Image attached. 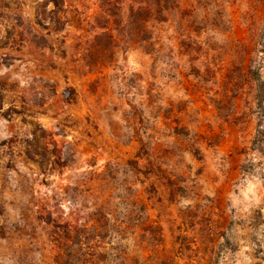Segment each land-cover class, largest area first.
Wrapping results in <instances>:
<instances>
[{
    "label": "rangeland",
    "instance_id": "obj_1",
    "mask_svg": "<svg viewBox=\"0 0 264 264\" xmlns=\"http://www.w3.org/2000/svg\"><path fill=\"white\" fill-rule=\"evenodd\" d=\"M264 0H0V264H264Z\"/></svg>",
    "mask_w": 264,
    "mask_h": 264
},
{
    "label": "trees",
    "instance_id": "obj_2",
    "mask_svg": "<svg viewBox=\"0 0 264 264\" xmlns=\"http://www.w3.org/2000/svg\"><path fill=\"white\" fill-rule=\"evenodd\" d=\"M55 6L58 5L59 0H49ZM250 82L256 89V100L258 108L262 110L264 114V79L259 77L258 73L255 70H250Z\"/></svg>",
    "mask_w": 264,
    "mask_h": 264
}]
</instances>
